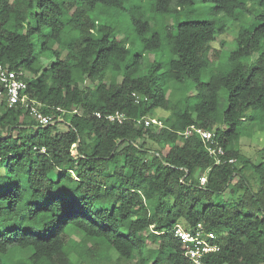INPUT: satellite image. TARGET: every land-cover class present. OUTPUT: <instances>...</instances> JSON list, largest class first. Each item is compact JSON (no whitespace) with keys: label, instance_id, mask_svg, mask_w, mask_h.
<instances>
[{"label":"trees","instance_id":"trees-1","mask_svg":"<svg viewBox=\"0 0 264 264\" xmlns=\"http://www.w3.org/2000/svg\"><path fill=\"white\" fill-rule=\"evenodd\" d=\"M196 1L0 0V63L63 118L41 125L0 102V264H194L177 223L215 233L203 264H264V152L245 156L237 130L255 120L264 132V0H200L215 16L182 18ZM119 13L131 43L117 37ZM243 14L252 26L220 62L225 42L212 43ZM165 47L168 58L144 62ZM115 111L127 118H104ZM142 116L162 125H136ZM190 126L214 131L223 162ZM225 192L231 201L214 202Z\"/></svg>","mask_w":264,"mask_h":264},{"label":"built area","instance_id":"built-area-1","mask_svg":"<svg viewBox=\"0 0 264 264\" xmlns=\"http://www.w3.org/2000/svg\"><path fill=\"white\" fill-rule=\"evenodd\" d=\"M27 88L26 81L22 78V72L16 70H9L3 64L0 63V102L6 104L8 107L14 105H20L25 108L29 115L32 116L41 125H47L55 123L56 121H62L63 118L60 115L56 119H53L50 114H45L40 110L41 103L28 96L25 92ZM135 100H138V95L132 93ZM60 113H64L65 110L59 107L56 108ZM76 112V110H72ZM97 117L102 115L96 112ZM105 119L111 122L121 123L127 116L120 111L108 113L103 115ZM136 125L148 126L152 123L162 125L160 119L148 116H142L135 118ZM191 130L196 131L200 139L204 143V146L209 154L213 158L214 164H219L224 161L222 156L225 151L219 141L215 138L213 130L199 129L194 126H190L184 133ZM41 151H44V147H41ZM71 153L76 156L75 144L72 146ZM234 159H228V162H233ZM206 180L205 175L200 177V183L203 184ZM152 228V225H151ZM174 236L180 241L184 249V255L190 259L194 264H203L202 258L207 254L216 252L220 249V246L215 242L216 235L213 231L207 230L204 225L197 223L193 227H187L181 223H177L172 228Z\"/></svg>","mask_w":264,"mask_h":264},{"label":"rangeland","instance_id":"rangeland-1","mask_svg":"<svg viewBox=\"0 0 264 264\" xmlns=\"http://www.w3.org/2000/svg\"><path fill=\"white\" fill-rule=\"evenodd\" d=\"M148 6L150 3H147ZM148 13L152 15V13L149 10L148 7ZM212 5L210 3H205L201 2L200 0H197L194 4H192L189 9H185V11L182 12V14H185L182 16V18L188 17L190 19H196V20H203V19H208L210 17H214L215 15L212 13ZM245 15V16H244ZM252 17L249 14H243L239 16V19L235 21L229 22L230 24L228 25L229 27L227 30L222 33V34H217L215 41L212 43L213 46L215 47H220V40H224L225 44L223 47H221V57H220V62H224L230 52L234 48V43H233V37L236 33V31L241 28H250L252 26V21L250 20ZM99 21V20H98ZM166 23L169 25L174 24V19L172 16H167L166 17ZM115 24L120 26V32L117 34V37L119 38H126L128 41L131 43L135 41L134 34L133 32L127 28V22H126V16L119 13L115 17ZM131 52L136 50V46L134 47L131 45L130 47ZM161 52H151L147 53L144 55V62L152 61L154 59L162 60L168 58V53L167 49L162 48ZM257 54H254V56H251L249 60H252ZM211 67L209 66V69ZM208 71L203 73V78L207 79L208 78ZM192 93H194L193 90H191ZM167 94V91H166ZM224 91H220L221 95V101L224 99ZM167 111L163 110L157 115H164ZM256 121L255 120H246L243 122L238 123L237 125V130L239 132V138H238V144L240 145V150L242 153L250 158H255V157H261L263 154V149H264V132L258 131L256 129ZM214 202L217 204H223L226 202H229L233 199L232 196L229 195V193L225 192L223 195H215L213 197ZM71 237L74 239H78L80 237L79 232H75L74 230L69 231ZM150 245V244H149ZM13 256L15 257H24L28 255V252L26 251H18L14 250ZM113 256H115V253L113 252Z\"/></svg>","mask_w":264,"mask_h":264},{"label":"water","instance_id":"water-1","mask_svg":"<svg viewBox=\"0 0 264 264\" xmlns=\"http://www.w3.org/2000/svg\"><path fill=\"white\" fill-rule=\"evenodd\" d=\"M77 146V143H75V147Z\"/></svg>","mask_w":264,"mask_h":264}]
</instances>
